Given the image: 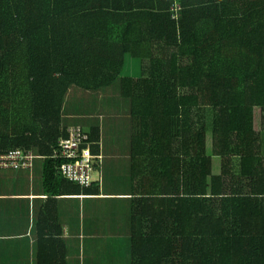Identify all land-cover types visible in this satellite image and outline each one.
Masks as SVG:
<instances>
[{"label":"trees","instance_id":"trees-1","mask_svg":"<svg viewBox=\"0 0 264 264\" xmlns=\"http://www.w3.org/2000/svg\"><path fill=\"white\" fill-rule=\"evenodd\" d=\"M126 55L139 77H119ZM117 79L138 184L130 264H264V0H0V153L41 157L51 194L79 186L59 173L66 98ZM37 257L67 264L60 249Z\"/></svg>","mask_w":264,"mask_h":264},{"label":"crops","instance_id":"crops-1","mask_svg":"<svg viewBox=\"0 0 264 264\" xmlns=\"http://www.w3.org/2000/svg\"><path fill=\"white\" fill-rule=\"evenodd\" d=\"M94 98L74 104L67 97L64 112L66 120L75 117L70 123L65 120L68 126L78 125L87 134L94 129L99 132L97 152L91 150L92 142L88 144L98 155L88 185L73 182L79 186L72 187L52 181L47 189L56 194H51L43 185L38 156L27 169L0 167V264H37L38 252L53 254L59 249L67 264H101L96 254L87 256L86 249L97 250L103 245L98 243L112 245L113 241L121 243L119 255L107 260L113 257L130 264L125 198L131 193L126 188L134 162L128 105L108 90L98 91Z\"/></svg>","mask_w":264,"mask_h":264},{"label":"built area","instance_id":"built-area-1","mask_svg":"<svg viewBox=\"0 0 264 264\" xmlns=\"http://www.w3.org/2000/svg\"><path fill=\"white\" fill-rule=\"evenodd\" d=\"M88 139L87 133L80 127H70L66 138L60 140L59 156L66 158V162L59 167V173L69 181L80 185L91 182L93 164L98 162V155L91 152L89 143L80 148L83 140ZM35 155L30 150L19 148L0 153V167L11 169L30 168Z\"/></svg>","mask_w":264,"mask_h":264},{"label":"rangeland","instance_id":"rangeland-1","mask_svg":"<svg viewBox=\"0 0 264 264\" xmlns=\"http://www.w3.org/2000/svg\"><path fill=\"white\" fill-rule=\"evenodd\" d=\"M140 75V60H138L137 58H133L130 57L128 55H126L124 57V64L123 67L120 71L119 77L121 76H129V77H139ZM118 79L116 81H114L110 86L103 88L104 90L107 89L108 91L114 92L115 94H118ZM102 89V90H103ZM69 97V95H68ZM69 105H72L71 102H69ZM253 127L254 129L260 131L262 124L260 123V109L259 107H254L253 108ZM262 134V133H261ZM207 149L209 150L210 153V130H208L207 132ZM263 146V144H262ZM218 163H219V159L216 156H212V171L214 173L218 172ZM40 171V170H38ZM117 185H119L120 183L117 182ZM137 183L135 184H131L128 183V186L126 188V190L128 191H133L134 189H138L136 186ZM138 185V184H137ZM116 186V185H115ZM103 244V245H102ZM98 245H102L101 248L97 249V250H92L90 248L86 249V255H97V262L101 263V264H123V261H118V258H113V257H117L119 255V250H120V242L117 241H113L112 245H109L108 243H98ZM90 246L87 242H86V247ZM111 261L107 260V257H111Z\"/></svg>","mask_w":264,"mask_h":264}]
</instances>
